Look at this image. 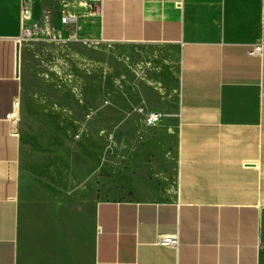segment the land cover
I'll use <instances>...</instances> for the list:
<instances>
[{"label":"crops","instance_id":"obj_1","mask_svg":"<svg viewBox=\"0 0 264 264\" xmlns=\"http://www.w3.org/2000/svg\"><path fill=\"white\" fill-rule=\"evenodd\" d=\"M82 1L31 0V24L64 12L83 40L179 50L174 186L97 202L86 249L45 247L21 213L22 0H0V264H264V50L250 54L261 0H101V14ZM174 234L178 249L157 243Z\"/></svg>","mask_w":264,"mask_h":264},{"label":"rangeland","instance_id":"obj_2","mask_svg":"<svg viewBox=\"0 0 264 264\" xmlns=\"http://www.w3.org/2000/svg\"><path fill=\"white\" fill-rule=\"evenodd\" d=\"M76 21L20 56L22 218L61 253L90 246L97 202L165 199L176 173L178 48L83 40Z\"/></svg>","mask_w":264,"mask_h":264},{"label":"built area","instance_id":"obj_3","mask_svg":"<svg viewBox=\"0 0 264 264\" xmlns=\"http://www.w3.org/2000/svg\"><path fill=\"white\" fill-rule=\"evenodd\" d=\"M32 2L31 0H22V20L25 24L24 30H23V39L25 38H37L38 36H41L46 30L47 27L44 24H48L50 17L48 15H45L43 17L44 24L42 27L40 26H33L31 24V15H32ZM97 12L101 14L102 12V4L100 0V5L97 8ZM62 25H69L71 23H76L77 19L67 15L66 13H62ZM264 50V0H261V39L258 42V44L255 45L254 49L250 52L251 55H260ZM19 106V101H15V107ZM11 115L9 116V118ZM160 115L157 113H150L147 120L149 124H153L157 121H159ZM157 243L164 247H169L173 249H178L180 245V239L178 234L174 235H160L158 237Z\"/></svg>","mask_w":264,"mask_h":264}]
</instances>
